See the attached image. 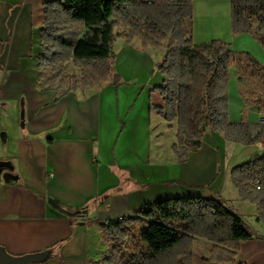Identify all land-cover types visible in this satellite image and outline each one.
<instances>
[{
    "label": "crops",
    "instance_id": "1",
    "mask_svg": "<svg viewBox=\"0 0 264 264\" xmlns=\"http://www.w3.org/2000/svg\"><path fill=\"white\" fill-rule=\"evenodd\" d=\"M47 1L0 0V140L10 128L14 133L7 150L0 144V162L13 166H0V246L17 257L52 248L44 264H88L109 249L101 238V222L162 199L207 197L239 215L254 234L240 245L236 264H264V225L230 181L233 167L263 153V147L208 133L201 149L179 163L172 151L177 123L165 122L150 109L165 106L154 90L164 81L157 64L165 54L141 49L138 42H116L117 82L70 92L52 103L55 92L37 88ZM231 14V0H194L189 36L196 45L219 40L264 64V48L255 37L233 34ZM231 76L230 68V121L256 123L248 119L245 104L246 114L231 119L230 90L232 83L237 86ZM212 248L195 239L193 264L203 263Z\"/></svg>",
    "mask_w": 264,
    "mask_h": 264
},
{
    "label": "trees",
    "instance_id": "2",
    "mask_svg": "<svg viewBox=\"0 0 264 264\" xmlns=\"http://www.w3.org/2000/svg\"><path fill=\"white\" fill-rule=\"evenodd\" d=\"M193 10L194 0H48L41 30L43 51L37 57L38 90L54 91L52 103H56L70 92L100 89L119 79L114 52L118 40L139 41L141 49L166 44L158 67L164 81L154 88L165 106L150 109L165 122L177 123V142L172 146L177 161L184 163L189 153L199 151L208 133L264 149L263 123L229 119L231 65L240 74L244 104L262 113L264 64L249 52L234 53L219 40L194 44L185 29ZM231 11L233 34H250L264 48V0H231ZM20 122L25 127L23 110ZM230 181L240 199L255 206L256 219L264 225V152L233 167ZM100 232L111 247L106 256L88 264H193L197 238L213 244L203 263L236 264L240 245L254 235L239 215L207 197L146 203L132 215L101 222Z\"/></svg>",
    "mask_w": 264,
    "mask_h": 264
},
{
    "label": "rangeland",
    "instance_id": "3",
    "mask_svg": "<svg viewBox=\"0 0 264 264\" xmlns=\"http://www.w3.org/2000/svg\"><path fill=\"white\" fill-rule=\"evenodd\" d=\"M189 24H190L189 21H187L185 23V29L187 31H189ZM118 32H121V30H118ZM134 42H138L139 43V41H134ZM115 46H116V44H115ZM115 46H114V50L116 48ZM155 50L160 55L161 54H165L166 53V44L163 47H161V48H156ZM158 64H159V62H158ZM234 65L235 64L231 65V75H232L231 77H233V80H235V83L237 84L238 89H239V85H240L239 76H240V74H239V72L237 70V67H235ZM71 69H72V67H70V70ZM116 75L118 76V74H116ZM237 86H235L232 83L231 90H230V101H231V107H230L231 113L230 114H231V119H234L235 117H238L239 115L243 114V112H242L243 108H246V106L244 105L243 101L241 100V98L239 96ZM247 110H249L248 111V119H250L252 121L259 122V115L257 113V108L256 107H250V109H247ZM9 116L10 117L7 119V121L12 119V117H11L12 114L10 112H9ZM239 119L241 120V118H239ZM6 124H7L6 121H3L2 126L8 128V126ZM12 131H13V129H11V128H10V132H9L10 134H8V132L5 131L7 133V135H3L2 138H4L3 139L4 141L2 142V140H0V144H2V149H4V150H7L8 146H10L12 144V142H9V141H8V143L6 142L8 140V137H11V136L14 135V133H12ZM5 171H8V170H5ZM106 246H108L109 249L111 247L109 245H106ZM109 249H108V251L105 249L106 250L105 254H102V256L99 259L93 260V261H98L101 258H103L104 256H106L108 254V252H109ZM195 264H203V263H201L199 261L198 262L196 261Z\"/></svg>",
    "mask_w": 264,
    "mask_h": 264
},
{
    "label": "water",
    "instance_id": "4",
    "mask_svg": "<svg viewBox=\"0 0 264 264\" xmlns=\"http://www.w3.org/2000/svg\"><path fill=\"white\" fill-rule=\"evenodd\" d=\"M161 63L157 64V67H160ZM115 80L114 82H117ZM1 167H7L13 169V166L10 162H0ZM49 253L43 252L39 254H31L26 256H12L9 255L6 249L0 246V264H31V263H42L48 258Z\"/></svg>",
    "mask_w": 264,
    "mask_h": 264
},
{
    "label": "built area",
    "instance_id": "5",
    "mask_svg": "<svg viewBox=\"0 0 264 264\" xmlns=\"http://www.w3.org/2000/svg\"><path fill=\"white\" fill-rule=\"evenodd\" d=\"M261 123L264 124V111L262 112V116H261V119H260ZM106 223H108V221H105Z\"/></svg>",
    "mask_w": 264,
    "mask_h": 264
}]
</instances>
